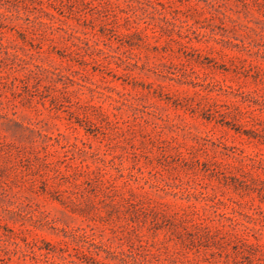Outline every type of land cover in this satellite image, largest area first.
Segmentation results:
<instances>
[{
    "label": "rangeland",
    "instance_id": "374dc122",
    "mask_svg": "<svg viewBox=\"0 0 264 264\" xmlns=\"http://www.w3.org/2000/svg\"><path fill=\"white\" fill-rule=\"evenodd\" d=\"M0 264H264V0H0Z\"/></svg>",
    "mask_w": 264,
    "mask_h": 264
}]
</instances>
